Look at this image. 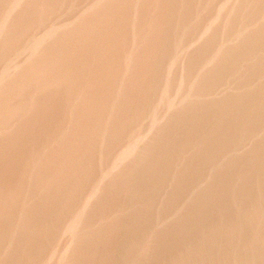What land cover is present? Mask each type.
Instances as JSON below:
<instances>
[{"label":"rangeland","instance_id":"obj_1","mask_svg":"<svg viewBox=\"0 0 264 264\" xmlns=\"http://www.w3.org/2000/svg\"><path fill=\"white\" fill-rule=\"evenodd\" d=\"M0 264H264V0H0Z\"/></svg>","mask_w":264,"mask_h":264}]
</instances>
